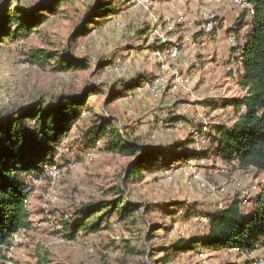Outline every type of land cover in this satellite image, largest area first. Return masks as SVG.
<instances>
[{
  "label": "rangeland",
  "instance_id": "obj_1",
  "mask_svg": "<svg viewBox=\"0 0 264 264\" xmlns=\"http://www.w3.org/2000/svg\"><path fill=\"white\" fill-rule=\"evenodd\" d=\"M21 1L30 4L39 0ZM90 4L73 0L63 6L62 14L51 16L40 32H33L17 43L2 44L0 109L10 111L37 100L49 101L60 94H76L90 85H98L101 90L90 96L89 104L92 111H99L112 96L111 86L122 90V81L146 77L143 82H131L134 88L127 92L122 90L124 94L112 102L109 109L128 127L134 138L154 145L187 137L188 132L182 123L165 121L170 112L175 110L192 119L204 113L198 102L200 99L239 94L236 83L226 80L212 60L219 41L228 42L237 52L241 49L242 43L233 33L218 39L219 32L223 31V36L239 10L245 9L235 5L233 0H221L219 4L214 0H122L120 5L115 0L114 4L119 5L117 13L102 24H89L90 32L80 36L75 45L79 57L90 59L88 68L60 70L53 68L57 64L52 61L41 69L22 62V48L60 51L67 46L70 34L78 28ZM201 5L208 6L217 16V26L211 32L204 30L207 20L199 13ZM251 22H254L253 18ZM231 34L237 38V47L229 42ZM176 43L180 45L181 53L175 59L166 50ZM99 59H103L104 67L98 68ZM175 71L191 78L192 85L159 94L148 88L151 83L146 82L148 78L155 80L156 76L163 75L171 80ZM84 115L91 116L90 113ZM213 117L209 113L211 120ZM74 139L72 131L61 148L57 147L55 165L58 167L50 168V177L35 184L30 198L34 228L27 233L23 230L13 234L15 245L5 252V264H38L39 253L48 256L52 264H163L160 260L162 254L150 258L147 253L183 233L191 234L204 228L203 222L192 219L170 226L167 215H162L156 208L146 220L139 218L135 225L130 221L119 223L115 215L108 222L109 228L97 233L87 235L80 232L74 239L60 236L62 213L70 215L83 203L110 199L109 189L122 184L132 160L127 155L104 150H72ZM162 171H146L141 179L126 182L131 200L154 205L164 200H177L185 204H201L205 208L222 207L237 193L236 185L241 187L238 182L245 184L242 178L248 185H261L264 181L261 175L255 180L252 173L240 174L233 168L226 171L221 162L213 160L177 164ZM167 171L173 174L170 180L166 179ZM199 179L211 187H203ZM256 185L252 189H257ZM206 220L204 218V222ZM146 221L166 226L155 230L148 240ZM262 251L250 255L230 249L205 251L198 256L184 254L165 264H249L260 259L264 255Z\"/></svg>",
  "mask_w": 264,
  "mask_h": 264
},
{
  "label": "trees",
  "instance_id": "obj_2",
  "mask_svg": "<svg viewBox=\"0 0 264 264\" xmlns=\"http://www.w3.org/2000/svg\"><path fill=\"white\" fill-rule=\"evenodd\" d=\"M82 1L91 4L78 28L70 34L67 46L60 51L22 48L23 63L41 69L52 61L57 64L53 68L60 70L89 67L90 59L79 57L75 45L80 36L90 32L89 24H102L116 14L122 0H118L119 5L114 4L115 0ZM71 2L73 0H39L29 4L21 0H0V47L5 42L17 43L33 32H40L51 16L62 14L63 6ZM244 8H239L233 24L225 32L226 37L230 33L238 37L242 43L240 51L226 42L228 47L223 56L218 57L216 50L212 58L224 78L236 83L239 94L200 99L204 113L192 119L175 110L170 112L165 121L182 123L188 132L186 139L149 145L134 138L128 127L110 111L109 105L124 94L122 90H132L134 82H143L146 77L122 81V90L111 86L112 96L99 111H92L89 104L90 96L101 90L98 85H90L76 94H60L49 101L37 100L10 111L0 109V264L6 263L5 252L15 245L13 234L21 230L27 233L34 228L30 206L34 186L50 177V168L58 167L55 165L57 147L61 148L72 131L75 135L72 150H104L127 155L132 160L122 184L109 189L110 199L83 203L70 215L62 213L60 236L74 239L80 232L97 233L109 228L108 222L115 215L117 222L130 221L135 225L139 218L146 220L159 208L160 213L170 219V226L189 219L204 223L203 229L183 233L147 253L150 258L162 254L163 264L184 254L198 256L205 251L230 249L249 255L260 249L264 252V181L261 185H248L242 178L245 184L236 185L237 193L224 206L212 208L177 200H164L155 205L135 202L126 186L132 179H141L146 171L163 172L177 164L201 160L221 162L226 171L233 168L240 174L252 173L255 180L264 176V0H247ZM238 45L237 41L235 47ZM98 62V68L105 66L103 59ZM148 80L149 85L154 82V78ZM87 113L91 116L84 115ZM209 113L214 120L209 118ZM254 185L257 189H252ZM146 222L148 240L155 230L166 226ZM52 262L39 253L38 264ZM249 264H264V255Z\"/></svg>",
  "mask_w": 264,
  "mask_h": 264
},
{
  "label": "bare ground",
  "instance_id": "obj_3",
  "mask_svg": "<svg viewBox=\"0 0 264 264\" xmlns=\"http://www.w3.org/2000/svg\"><path fill=\"white\" fill-rule=\"evenodd\" d=\"M220 2H221V0H214V3H216V4H219ZM233 3L240 8H244L245 6H247V0H233ZM199 13H200L202 18L207 20L206 25H204V30L207 32L213 31L215 29V27L217 26V16L214 13H212L210 11L209 7L206 5H201L199 7ZM228 38H230L229 42L231 45H233V46L237 45L236 37L234 35H230ZM166 51H168V53L171 57L176 59L177 57L180 56L181 47L179 44H175L172 47L168 48ZM184 64L187 65L188 61L185 60ZM121 67H122V65H121ZM173 74H174V76H173V78H171V80L167 79L163 75L156 76V79L154 80V82L151 85L148 84V88L151 90L152 93L159 94L160 92H163L166 90L176 91L180 88H183V87L186 88V87H190L192 85L193 80L191 78L185 76V75L181 76L180 75L181 73H179V71H175ZM197 136H199V134ZM168 172H170V171H167L165 173L166 179L170 180V179H172L173 174L172 173L168 174ZM238 183L241 184V181ZM200 185H202L205 188L211 187L206 181H202L200 183ZM21 231H23V230H21ZM21 231H19V232H21ZM19 232H17L16 234H18Z\"/></svg>",
  "mask_w": 264,
  "mask_h": 264
},
{
  "label": "crops",
  "instance_id": "obj_4",
  "mask_svg": "<svg viewBox=\"0 0 264 264\" xmlns=\"http://www.w3.org/2000/svg\"><path fill=\"white\" fill-rule=\"evenodd\" d=\"M222 34H223V31H221V32H219V40L221 39V38H223L224 39V37H225V34L222 36ZM226 42H223V43H221L220 41L218 42V45L216 46V48H217V52H218V57H222L223 56V54H224V52H225V50H227L226 48H225V44Z\"/></svg>",
  "mask_w": 264,
  "mask_h": 264
},
{
  "label": "built area",
  "instance_id": "obj_5",
  "mask_svg": "<svg viewBox=\"0 0 264 264\" xmlns=\"http://www.w3.org/2000/svg\"><path fill=\"white\" fill-rule=\"evenodd\" d=\"M230 39V38H229Z\"/></svg>",
  "mask_w": 264,
  "mask_h": 264
}]
</instances>
